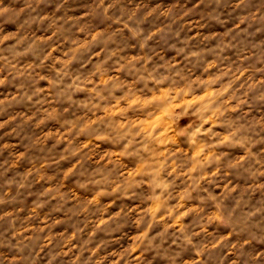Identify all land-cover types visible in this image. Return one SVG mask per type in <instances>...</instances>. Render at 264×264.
<instances>
[{
  "label": "clouds",
  "instance_id": "clouds-1",
  "mask_svg": "<svg viewBox=\"0 0 264 264\" xmlns=\"http://www.w3.org/2000/svg\"><path fill=\"white\" fill-rule=\"evenodd\" d=\"M0 264H264V0H0Z\"/></svg>",
  "mask_w": 264,
  "mask_h": 264
}]
</instances>
